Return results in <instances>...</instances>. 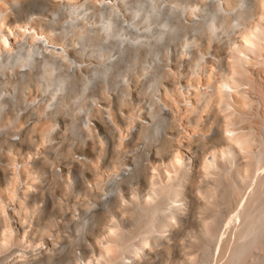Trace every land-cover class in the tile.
I'll return each mask as SVG.
<instances>
[{"label": "bare ground", "instance_id": "bare-ground-1", "mask_svg": "<svg viewBox=\"0 0 264 264\" xmlns=\"http://www.w3.org/2000/svg\"><path fill=\"white\" fill-rule=\"evenodd\" d=\"M214 262L264 264V0H0V264Z\"/></svg>", "mask_w": 264, "mask_h": 264}, {"label": "rangeland", "instance_id": "rangeland-1", "mask_svg": "<svg viewBox=\"0 0 264 264\" xmlns=\"http://www.w3.org/2000/svg\"><path fill=\"white\" fill-rule=\"evenodd\" d=\"M199 43H200V42H199ZM200 44H201V43H200ZM199 47H200V46H199ZM201 50H203V49L201 48ZM190 73H191V72H190V70L188 69V74L186 73V75H188L189 77H192V75H191ZM189 74H190V75H189ZM192 79H193V78H192ZM195 85H196V86H195ZM194 86H195L197 89H199V86H200V85L198 84V86H197V84H194ZM201 86H202V87L204 86L203 88H205V85L201 84ZM201 86H200V88H202ZM203 88H202V89H203ZM181 105H182V104H181ZM184 110H185V109H182V115H184V116L186 117V116L189 115V112L186 111V110L184 111ZM210 111H211V109L209 110V113H210ZM183 112H184V113H183ZM187 112H188V114L185 115V113H187ZM209 113H206V114H209ZM210 114H212V112H211ZM184 116H182V119L184 120V123H185V122H187V120L184 118ZM184 123H183V126H182V127H183L184 129H187V130H186L187 133H188V132H189V133H190V132L193 133L192 128H190L191 126H190L189 124H184ZM184 125H187V126H184ZM189 133H188V134H185V136H189ZM194 134H196V132H195ZM191 136H192V134L190 133V137H191ZM61 146H63V145H61ZM61 146L59 147L60 149H59V152H57L58 154H57L56 156L59 157V156L61 155L59 158H60V159H63V158H65V155H64V154H65V150L63 151L62 148H63V149H66V145L63 146V147H61ZM62 151H63V152H62ZM59 153H61V154L59 155ZM62 154H63V155H62ZM62 156H64V157H62ZM106 170H107V169H106ZM106 170H105V171H106ZM103 172H104V171H103ZM107 172H108V171H107ZM104 173H106V172H104ZM32 180H33V179L31 178V181H32ZM46 184H47V183H45V189H46L45 191H49V192H50V189H49V188H50V184L47 185V187H46ZM47 189H49V190H47ZM47 194H48V193H47ZM76 197L78 198V199L76 198V199L78 200V202H80V201H79L80 198H81L80 195H79V196L77 195ZM74 200H75V199H74ZM62 202L65 204V206H67V205L69 206V205H70V210H71V208H73L72 205H74V203H73L72 200H70V202L67 201V203H66V201H62ZM68 203H69V204H68ZM68 206H67V207H68ZM230 215H232V213H231ZM41 222H42V223H41ZM41 222H40V223H37L38 226H36V224H35L36 222H35L34 225H33V229H34V230H37V229L41 228L42 226L46 225V223L44 224L45 221H41ZM42 228H43V227H42ZM53 229H54V231H53ZM47 230H48V229H47ZM52 231H53V232H52ZM63 233H64V235H65V234H66V235H69V234H68L69 232L67 233V232H65V231H59V232H56V228H52V230H51V234H53L52 236H53V239H55V240H58V239L60 238L61 235H62V236H61V238H62V237L64 236ZM72 234H73V232H72ZM66 235H65V236H66ZM54 236H55V237H59V238H54ZM187 240H188V237H184V236H183L182 238H179L178 240H177V239H176V240H173L171 243H174V244H176V246H177V245H181V244L185 243ZM180 241H181V242H180ZM177 242H180V243H177ZM182 242H183V243H182ZM215 263H216V262H214L213 264H215Z\"/></svg>", "mask_w": 264, "mask_h": 264}]
</instances>
